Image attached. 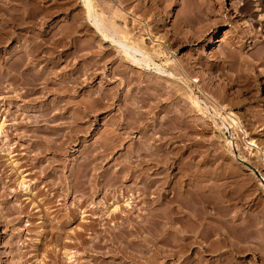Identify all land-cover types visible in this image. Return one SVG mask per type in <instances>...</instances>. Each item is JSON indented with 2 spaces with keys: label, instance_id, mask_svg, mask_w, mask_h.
Segmentation results:
<instances>
[{
  "label": "rangeland",
  "instance_id": "obj_1",
  "mask_svg": "<svg viewBox=\"0 0 264 264\" xmlns=\"http://www.w3.org/2000/svg\"><path fill=\"white\" fill-rule=\"evenodd\" d=\"M94 1L110 35L111 20L133 45L151 29V52L137 47L157 67L106 42L84 0H0V119L11 143L0 141V173L16 190L0 186V264H16L11 247L23 242L33 255L43 237L59 256L41 254V264H94L97 250L119 246L139 264H264V0ZM20 72L26 82L14 83ZM228 112L239 120L231 129ZM103 142L114 148L89 165ZM120 168L127 177L107 185ZM62 222L63 240L50 243ZM115 223L129 231L121 245L107 230L119 233ZM120 256L105 263L133 264Z\"/></svg>",
  "mask_w": 264,
  "mask_h": 264
},
{
  "label": "bare ground",
  "instance_id": "obj_2",
  "mask_svg": "<svg viewBox=\"0 0 264 264\" xmlns=\"http://www.w3.org/2000/svg\"><path fill=\"white\" fill-rule=\"evenodd\" d=\"M85 1V5H86V8H87V10L86 11H88V18L89 19H91V20H93L94 21V23H95V26H96V28L98 29V31H99V33H100V35L106 40V42H111V43H113V44H115V45H117V47H119L120 49H123V51L121 50V52H123V54L124 55H127V56H130L131 58H132V62L134 61V62H139L138 64H140L141 62L142 63H145V65H146V67L148 66V67H150L152 64L153 65H156V67H157V63L154 61V59L153 58H151L150 56H148L147 54H145V51H143V50H141L139 47H137V45L139 44H141V47H142V44H143V47L146 49V50H148L147 49V45H146V40L147 39H150L151 37H152V31H151V29L148 27L147 28V35H149V36H151V37H147L146 35H143L142 33L137 37V38H135V39H133L134 41H136V43H137V45H133V44H130L129 42H127V39H125L123 36V39H121L122 37H121V35L123 34H127L128 35V32L127 31H125V30H123L121 27H119L118 26V23H115L114 21H112L111 20V25H110V27L112 28V30L114 31L113 32V35H110L109 34V26L104 22V19H103V17H102V15L98 12V10H97V6L95 7V1L94 0H84ZM119 9V8H118ZM116 11H117V8H116ZM119 11V10H118ZM120 12V11H119ZM122 12V11H121ZM124 12V11H123ZM114 14H115V12H114ZM126 14V13H125ZM124 14V15H125ZM127 15V14H126ZM125 15V16H126ZM134 15V14H133ZM127 19V18H126ZM132 19V21L133 22H138L137 20H139V18L138 17H136V16H133V18H131ZM128 26V25H127ZM127 28V27H126ZM127 29H129V28H127ZM129 32H130V30H128ZM127 35H124V36H127ZM121 37V38H120ZM128 37V36H127ZM133 41V42H134ZM153 41H155V40H153ZM136 43H134V44H136ZM154 44V43H153ZM149 51V50H148ZM153 51V50H152ZM149 52H151V51H149ZM148 52V53H149ZM137 53H140L143 57H141V58H138L137 57ZM139 54V55H140ZM26 60V59H25ZM177 62H179V60H175V63L177 64ZM136 63V64H137ZM137 64V65H138ZM181 64V63H180ZM142 65V64H141ZM158 66H159V64H158ZM181 67H183V65H181ZM163 69V68H162ZM39 72V71H38ZM40 73L41 72H39V73H37V75H35L36 76V78L34 79V81H37L39 78H40ZM160 75H162V76H170V77H173V76H176V75H174L175 73L174 72H170V70H162V71H160ZM24 75V74H23ZM26 75V74H25ZM22 75H21V72L19 73V75H12L11 76V78L10 79H12L13 80V82L15 83L17 80H21V79H23V77H21ZM9 78V77H8ZM9 79V80H10ZM24 80V79H23ZM25 81V80H24ZM26 82V81H25ZM14 83H13V85H14ZM14 91L16 92V96H18V98H22V96H23V94H25V93H27L25 90L24 91H22L21 93H18V91H17V89L15 88L14 89ZM193 101H192V103L191 104H193L196 108L198 107V108H200V109H203L204 110V108H206L204 105H203V101L201 102V101H199L198 100V98H194V99H192ZM212 101V100H211ZM204 104H205V101H204ZM142 105V104H141ZM217 105V104H216ZM220 106V105H219ZM215 108V107H214ZM221 108V110L223 109L222 107H220ZM216 109H219L218 108V106H217V108ZM216 109H214V110H216ZM207 110V109H206ZM209 110V109H208ZM202 111V110H201ZM220 110H216V114L219 112ZM221 113V112H220ZM219 114V113H218ZM224 119H222L223 121H224V123L225 124H227V127L228 128H232L233 126H235V125H238V123H239V120L233 115V113H231V112H228L227 113V115L226 116H224L223 117ZM229 118V121H227V119ZM38 121V120H37ZM36 121V122H37ZM19 125V124H18ZM21 125H23L22 123H20V126ZM7 118L5 117V119H0V141H3L2 143L4 144V145H6V147L4 146V148H8L9 146L11 147V143L9 142V131H8V129H7ZM17 126V125H16ZM19 126V127H20ZM19 127H16L17 129L19 128ZM21 129H22V127H20ZM20 130V129H19ZM22 130H24V129H22ZM108 138V137H107ZM111 138V137H110ZM116 141V140H115ZM230 142H232L231 143V145H232V147H233V149L236 151L238 148H237V146L238 145H236L235 144V142H233V141H230ZM113 142H109V143H107L106 144V142H105V144H104V142H103V144H102V153H107V154H102V153H100V151H99V153H97V155L96 154H92V156H91V158L92 159H89V160H91V162H88L89 163V165L93 162V161H95V160H99V158H102V159H104V157H106V156H108V151L109 150H111L112 149V147H113V145H114V143L112 144ZM247 144H249L250 146H252V147H257V148H259V146L257 145V143L253 140V139H251V140H247ZM13 147V146H12ZM14 147H16V146H14ZM13 147V148H14ZM115 147H116V145H115ZM114 148V147H113ZM10 149V148H9ZM9 149H3V146H2V149H1V153L2 154H7V152H8V154H11L12 152L11 151H9ZM100 149V148H99ZM142 149H143V151H144V147H142ZM5 150V151H4ZM6 150H7V152H6ZM98 149H96V150H94V151H97ZM111 152V151H110ZM91 153V152H90ZM260 157H261V159L264 161V152H263V150H261L260 152ZM1 155V154H0ZM91 155V154H90ZM89 158H90V156H89ZM192 159V158H191ZM101 160V159H100ZM244 160V159H243ZM1 163V162H0ZM96 164V163H95ZM98 165V164H97ZM1 166V165H0ZM89 167V166H88ZM92 167V166H91ZM94 167H96V166H94ZM93 168V167H92ZM128 168V167H127ZM88 169H90V168H88ZM255 169V168H254ZM106 170H108V169H106ZM105 170V171H106ZM256 170V169H255ZM103 171V170H102ZM125 171V170H124ZM123 171V169L122 168H120V169H117V170H115L114 171V173H111V175H110V177L107 179V185H109V186H112V185H115V183H117L116 182V180L118 179H121V178H124V177H127L126 176V174L125 173H123L124 172ZM128 172V171H127ZM130 172V171H129ZM258 172V171H257ZM131 173V172H130ZM133 173V172H132ZM1 174V173H0ZM3 175H4V173L3 174H1L0 175V186L2 185V187L5 189V191L2 189V191H4V193H6L7 195H12L13 193H15L16 192V190H13V192H11V189H10V191L8 190V188H9V186H6L7 185V183H6V181L4 180L5 178L3 177ZM259 176L261 177V183L264 185V174H262V176L260 175V173H259ZM155 180V179H154ZM153 179H146V183H145V185L147 184V187L149 186V185H151L153 182L155 183L156 181H154ZM20 183V185H21V187L23 186V188L25 189V190H28V184H26L25 183V181H24V179L23 180H21V182H19ZM54 183V182H53ZM1 188V187H0ZM201 191V190H200ZM10 193V194H9ZM16 194V193H15ZM1 195H3L2 193H1ZM6 196V195H5ZM16 196V195H15ZM1 197V196H0ZM5 201V200H4ZM130 201H126V206H131V204L129 203ZM49 204V203H48ZM114 206V205H113ZM13 207V208H12ZM12 207H10V209H11V211H18V212H23V210H24V208H25V206H23L22 204H20V205H16L15 207L14 206H12ZM121 209V208H120ZM9 210V209H8ZM117 211H119V208H118V205L117 206H115V207H112V209H109V212H108V210H107V213L105 212V215L107 214L108 215V217H109V219H110V217H115L114 215H116V216H118L117 215ZM9 212V211H8ZM7 213V212H6ZM103 213V212H102ZM22 214V213H21ZM126 214V213H125ZM107 215H106V217L105 218H108L107 217ZM100 216V215H99ZM103 216V215H102ZM102 216H101V218H102ZM157 216V215H156ZM7 218V217H6ZM9 220V219H8ZM12 220V219H11ZM11 220H10V223H11ZM101 220H103V218L101 219ZM113 220V219H112ZM104 221V220H103ZM110 221H111V219H110ZM6 222H7V220H6ZM168 222V221H167ZM120 223V222H119ZM131 223V222H130ZM130 223H129V226H130ZM139 223V222H138ZM6 224V223H5ZM66 223L65 222H62L61 223V226L60 227H57V226H52L51 227V229L48 231L49 233H50V238H49V241H50V243H51V241L53 242L54 240L57 242V240H60L61 238H60V228L62 227V226H64ZM133 224V223H132ZM131 224V225H132ZM30 225V224H29ZM139 225V224H138ZM174 225V224H173ZM6 226V225H5ZM8 226V225H7ZM114 226H116L117 227V230L119 229L120 230V232L119 233H114V232H112V230L110 231L108 228H107V230L111 233H109L110 235L109 236H111L112 235V238H113V240H114V242L116 243H119L120 245L127 239V237H128V233H129V231H125L126 229H127V227L125 228V230H122L124 227H125V225L123 226V228H121V226L119 227L116 223L114 224ZM132 226H134V225H132ZM119 227V228H118ZM113 228H115V227H113ZM121 228V229H120ZM106 231V230H105ZM116 232V231H115ZM178 233V232H177ZM81 232H79V233H76V236H81ZM46 235V234H45ZM171 236V235H170ZM41 237V236H40ZM69 237H70V235H69ZM68 236L67 237H65L66 238V243H69V241H72L71 240V238L70 239H68L69 238ZM133 237V236H132ZM45 238H47V237H43L42 239H40V238H38V242L37 243H35V248H34V250L35 251H33V253L34 252H36V253H34L33 255H31L30 253H32V252H29V250H23L22 248H21V246L23 247V245H25L24 244V242L21 244V246L19 247V248H17V251H15L14 252V249L16 250V248H13V246L12 245H15V243H11L12 245V247H11V250H12V253L14 254V257L15 258H17V260L16 261H14V262H16V264H26L28 261H30L31 259H32V257L33 258H35V260L37 261V263H38V260L40 261L41 259H39V257L41 256V254L42 255H44V257H53V258H56V257H58L59 255H58V253H59V251L57 252V249H55L54 247H52V248H47L46 246H44V239ZM63 238V237H62ZM179 238V237H178ZM61 240H63V239H61ZM60 240V241H61ZM112 239H111V241H113ZM129 243H131L132 245H133V243L132 242H135V241H133V240H127ZM11 242V241H10ZM163 242V241H162ZM136 243V242H135ZM134 243V244H135ZM139 243V242H138ZM17 245H18V243H16ZM56 244V243H55ZM29 245V243L26 245V247H29L28 246ZM31 245V244H30ZM94 245V244H93ZM16 246V245H15ZM141 246V245H140ZM132 247V246H131ZM24 248V247H23ZM98 248V247H97ZM117 248H119V249H113V248H111V249H108V250H101V251H98L97 250V252H96V250L94 251V252H96V253H98L97 255H93L95 258H94V260H99L98 262H95L94 264H106L105 263V260L104 259H106V257L107 256H110V257H117V256H119V254L121 253V256L122 257H127L128 256V254H130V253H128L127 255H126V253L123 251L124 250V248L123 249H121V247L119 246V247H117ZM177 248V247H176ZM27 249V248H26ZM31 249H33V248H31ZM42 249H44V252H42L41 250ZM107 249V248H106ZM125 250H126V247H125ZM136 250V249H135ZM1 251V250H0ZM139 251V250H138ZM2 252V251H1ZM129 252V251H128ZM144 253L143 251H139V254H141L142 255V253ZM171 252H174V251H171ZM180 252V251H179ZM64 255H66V257L65 258H67V260H69L68 262L70 263V262H72L73 263V261H75L76 260V258H75V254H74V252L72 251V250H65L64 251ZM95 253V254H96ZM147 253V252H146ZM164 253V252H163ZM145 254V253H144ZM1 255H3V254H1ZM11 255V254H10ZM30 255V256H29ZM133 255H134V252H133ZM137 255H138V253H137ZM136 254H135V256H137ZM120 256V257H121ZM160 256V255H159ZM13 257V255H12V258H14ZM42 258V259H44L45 260V258ZM129 257V261L131 262V263H133V264H139L141 261V259H142V257L140 256V258L137 256V258L136 257H131V256H128ZM128 257H127V259H128ZM155 257V256H154ZM0 258H1V256H0ZM75 258V260H73ZM80 258V257H79ZM108 258V257H107ZM139 258V259H138ZM144 258V257H143ZM148 258V257H147ZM2 259V258H1ZM51 259V258H50ZM57 259V258H56ZM55 259V260H56ZM179 259V258H178ZM54 259L52 260L53 262L55 261ZM143 260V259H142ZM147 260V259H146ZM159 260V259H158ZM35 261V262H36ZM1 262H3V261H1L0 260V263ZM10 261L8 260V261H5L4 262V264H8ZM52 262V263H53ZM58 262V261H57ZM57 262L55 263V264H57ZM78 262V261H77ZM94 262V261H93ZM149 262V261H148ZM158 262V261H157ZM45 263V262H44ZM43 263V264H44ZM53 263V264H54ZM39 264H41V261L39 262ZM46 264V263H45ZM120 264V263H119Z\"/></svg>",
  "mask_w": 264,
  "mask_h": 264
}]
</instances>
